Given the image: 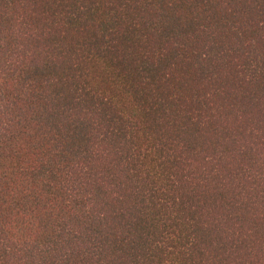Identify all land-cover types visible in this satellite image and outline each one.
<instances>
[{"label": "trees", "instance_id": "16d2710c", "mask_svg": "<svg viewBox=\"0 0 264 264\" xmlns=\"http://www.w3.org/2000/svg\"><path fill=\"white\" fill-rule=\"evenodd\" d=\"M0 264H264V0H0Z\"/></svg>", "mask_w": 264, "mask_h": 264}]
</instances>
